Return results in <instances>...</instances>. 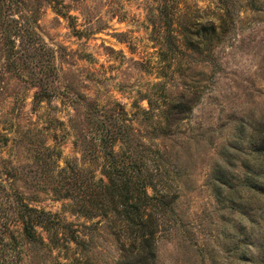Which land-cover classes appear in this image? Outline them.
Here are the masks:
<instances>
[{
	"label": "rangeland",
	"instance_id": "1",
	"mask_svg": "<svg viewBox=\"0 0 264 264\" xmlns=\"http://www.w3.org/2000/svg\"><path fill=\"white\" fill-rule=\"evenodd\" d=\"M167 1L169 11L162 0H29L33 47L15 37L8 59L0 36V224L16 237L12 264L119 259L118 234L72 199L100 204L102 128L123 134L117 154L162 169L166 183L152 177L157 192L147 189L171 197L154 264H264V0ZM13 194L56 215L53 240L26 241Z\"/></svg>",
	"mask_w": 264,
	"mask_h": 264
},
{
	"label": "trees",
	"instance_id": "2",
	"mask_svg": "<svg viewBox=\"0 0 264 264\" xmlns=\"http://www.w3.org/2000/svg\"><path fill=\"white\" fill-rule=\"evenodd\" d=\"M162 1L163 3L165 1L164 10L169 11L168 1ZM253 1L247 0V3ZM30 7L33 5L29 0H0V36L4 45L3 51H6L8 59L15 53L12 48L15 46V37L24 48L33 47L35 43L34 40L28 46L24 44V41L32 36L31 29L29 28V31L28 25H25L34 24V20H30L27 13ZM25 37L27 40H24ZM97 125H102L99 120ZM98 133L97 146L105 157L101 170L103 177L98 180L100 187L96 188L100 204L93 202L88 196L85 198L79 195L72 198L76 207L75 212L88 219L99 216L108 223L115 234H118L121 249L115 264H154L152 246L162 233L158 220L168 221L166 215L171 211L169 208L171 197L167 194L150 196L147 189L151 188L154 194L157 192L151 186L150 179L157 176L162 179V169L157 164V167L151 169L150 164H146L141 156L132 160L129 150L124 151L125 156L117 154L113 150V145L124 136L116 129L104 131L102 128ZM157 181L162 185L166 183L163 179ZM8 207L12 214L19 217L22 224L21 235L27 242L43 244L45 239L53 240L55 225L59 223L55 214L37 210L23 203L21 196L16 194L9 196ZM36 227L42 228L47 236L39 235ZM5 231L0 224V264H12L11 260L7 259L9 257L12 259L15 255L12 242L16 241V237L11 234L9 238H5Z\"/></svg>",
	"mask_w": 264,
	"mask_h": 264
}]
</instances>
